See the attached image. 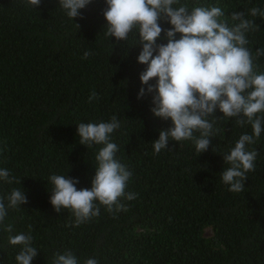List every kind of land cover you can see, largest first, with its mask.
Masks as SVG:
<instances>
[{
  "label": "trees",
  "instance_id": "trees-1",
  "mask_svg": "<svg viewBox=\"0 0 264 264\" xmlns=\"http://www.w3.org/2000/svg\"><path fill=\"white\" fill-rule=\"evenodd\" d=\"M180 5L220 7L219 19L229 27L238 23L232 13L244 12L259 26L246 33V47L253 56L264 49V18L250 15L253 7L264 9V0H179L174 7ZM106 7V0H91L79 10L83 18L72 20L59 0H41L36 8L0 0V169L20 180H0V197L18 188L28 201L9 209L0 224V264H17L21 246L10 245L8 236L29 232L38 250L31 264H52L54 254L67 250L78 264L89 258L98 264H264V131L246 146L259 154L240 193L222 182L231 166L223 154L253 130L218 109L219 119L209 117L215 123L207 151L198 155L190 140H170L169 149L153 154V140L172 122L150 111L153 93L137 98L147 89L140 81L147 65L137 61L142 45L135 32L125 41L105 35ZM157 43H167L163 32ZM253 63L264 73V56ZM113 116L121 125L111 134L115 157L132 173L125 192L138 195L120 198L127 211L113 214L100 205L99 215L74 226L70 210L57 213L51 205L48 178L67 175L78 178V190L90 188L103 145L80 144L77 124ZM7 224L12 233L4 231Z\"/></svg>",
  "mask_w": 264,
  "mask_h": 264
},
{
  "label": "clouds",
  "instance_id": "clouds-1",
  "mask_svg": "<svg viewBox=\"0 0 264 264\" xmlns=\"http://www.w3.org/2000/svg\"><path fill=\"white\" fill-rule=\"evenodd\" d=\"M91 0H59V6L68 18L82 17L80 9ZM179 0H106L103 10L108 37L117 41L128 39L135 32L142 49L137 57L138 63L147 67L140 73L142 85L137 98L146 91L153 93L150 111L162 120H171L172 125L159 131L158 139L153 140V154L169 149V141H191L199 155L209 149L214 134L213 125L218 109L222 117L237 118L240 126L246 123L252 127V134H242L235 146L223 154L224 162L231 166L222 171V182L229 185V191L240 193L245 189L247 173L255 171L257 150H247V145L255 144L264 131V73L254 71V59L264 56V49H257L255 56L246 47L249 43L246 33L259 28L253 20L245 18L244 12H233L231 19L238 21L231 27L220 20L224 12L220 7L196 6L191 10L185 5L174 7ZM31 8L41 4V0H24ZM252 17L264 18V9H250ZM170 24L162 28L159 21ZM79 28L80 25L77 24ZM104 26V27H105ZM164 34L167 43H157ZM180 38L176 39V34ZM155 53V55H154ZM89 52L84 53L87 58ZM153 78L155 84L150 83ZM97 98L93 91L89 96L91 103ZM121 127L116 116L110 121L99 123H78L79 143L91 148L103 145L95 156L97 166L90 188L77 189L78 178L53 174L48 178L52 184L51 205L57 213L70 210L78 226L99 215L100 205L106 206L109 213L127 211L120 198L134 200L138 194L125 192L132 173L127 166L116 159V143L111 142V134ZM194 133H199L195 135ZM0 180L8 184L17 181L8 169H0ZM6 200V203H5ZM28 203L23 190L13 188L6 197H0V224L5 220L9 209H18ZM31 226H29L30 228ZM4 231L13 232V225L4 226ZM33 237L19 233L8 236L10 245H20L16 255L17 264H31L38 250L32 246ZM52 264H78L71 250L56 253ZM84 264H98L89 258Z\"/></svg>",
  "mask_w": 264,
  "mask_h": 264
}]
</instances>
